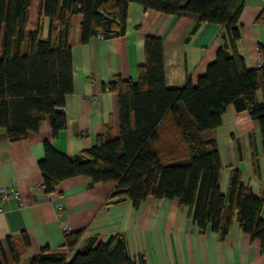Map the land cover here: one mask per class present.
<instances>
[{
  "label": "trees",
  "instance_id": "trees-1",
  "mask_svg": "<svg viewBox=\"0 0 264 264\" xmlns=\"http://www.w3.org/2000/svg\"><path fill=\"white\" fill-rule=\"evenodd\" d=\"M30 1L0 0V128L12 142L36 132L46 117L52 137L67 125L65 114L57 109L73 90L69 40L75 15L81 16L82 44L98 37L123 36L130 3L164 14L194 13L202 23L224 26L227 44L218 48L215 60L196 83L188 80L180 88L165 87L162 40L146 36L137 80L117 76L102 86L117 95L119 135L112 136L107 127L94 146L74 156L56 151L45 140L38 168L46 193L54 192L61 181L81 175L94 183H115L111 197L127 196L134 207L147 197L177 199L188 207L200 235L210 231L223 238L237 215L240 231L259 241L264 257L262 198L242 183L237 169L232 170L227 195H222L217 144L201 137L220 125L231 105L236 118L249 116L257 122L264 151V65L248 68L235 48L243 0H38L36 25L29 30ZM263 16L264 7L257 20ZM43 17L49 20L46 38L41 34ZM83 233L65 235L64 247L75 248ZM20 241L23 247L29 244L24 233ZM7 243L12 263L17 264L20 251L12 238L7 237ZM0 264H9L1 239ZM27 264L142 261L132 260L123 236L115 235L105 243L91 239L71 258L44 246Z\"/></svg>",
  "mask_w": 264,
  "mask_h": 264
},
{
  "label": "crops",
  "instance_id": "crops-1",
  "mask_svg": "<svg viewBox=\"0 0 264 264\" xmlns=\"http://www.w3.org/2000/svg\"><path fill=\"white\" fill-rule=\"evenodd\" d=\"M263 7L264 0H243L235 48L248 68H257L261 60L264 63V16L257 20ZM37 10L38 0H31L29 30L35 28ZM80 23L81 16L75 15L69 40L73 90L57 109L65 114L66 127L52 137L46 117L36 132L14 142L0 128V187L14 188L20 195L19 200L0 196V239L8 263L13 264L7 237L20 251L17 264H27L44 246L71 258L91 239L95 244L105 243L122 235L129 257L142 264H264L259 241H251L240 231L237 215L221 238L210 231L200 235L188 216V207L177 199L147 197L134 207L127 196L112 198L116 190L113 182L94 183L80 175L61 181L52 193L44 191L38 168L43 141L62 154L74 156L94 146L107 127L112 136L119 135L117 95L102 86L117 76L137 80L146 36L162 40L166 88H180L188 80L196 83L215 60L218 48L227 44L221 24L202 23L194 13L144 9L138 3L128 5L126 31L121 37L94 38L82 44ZM48 33L49 20L43 17L42 37ZM201 137L217 144L221 194L227 195L232 170H239L242 183L262 198L260 216L264 218V151L257 122L249 116L236 118L230 105L220 125L202 132ZM78 230H84L78 245L64 247L65 235ZM23 233L29 242L26 247L20 241Z\"/></svg>",
  "mask_w": 264,
  "mask_h": 264
},
{
  "label": "built area",
  "instance_id": "built-area-1",
  "mask_svg": "<svg viewBox=\"0 0 264 264\" xmlns=\"http://www.w3.org/2000/svg\"><path fill=\"white\" fill-rule=\"evenodd\" d=\"M101 38V37H98ZM262 59L264 58V51L261 54ZM264 65V63L262 62V60L259 62L258 67ZM0 196L4 197V198H9L12 197L16 200L20 199V195L19 192L17 190H15L14 188H7V187H0ZM58 208L59 205H58Z\"/></svg>",
  "mask_w": 264,
  "mask_h": 264
}]
</instances>
